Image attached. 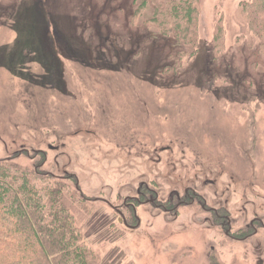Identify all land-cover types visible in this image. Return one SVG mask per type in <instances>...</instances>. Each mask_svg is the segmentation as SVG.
Wrapping results in <instances>:
<instances>
[{
    "label": "rangeland",
    "instance_id": "374dc122",
    "mask_svg": "<svg viewBox=\"0 0 264 264\" xmlns=\"http://www.w3.org/2000/svg\"><path fill=\"white\" fill-rule=\"evenodd\" d=\"M244 1L199 0L200 73L223 17V54L236 59L225 75L249 76ZM70 7L0 0V162L77 181L89 201L78 224L100 264H264V101L222 80L203 93L196 77L159 89L135 78L129 60L122 71L79 62L70 42L90 32L69 30ZM127 8L106 10L124 31ZM109 203L135 207L121 209L129 225Z\"/></svg>",
    "mask_w": 264,
    "mask_h": 264
},
{
    "label": "trees",
    "instance_id": "16d2710c",
    "mask_svg": "<svg viewBox=\"0 0 264 264\" xmlns=\"http://www.w3.org/2000/svg\"><path fill=\"white\" fill-rule=\"evenodd\" d=\"M64 1L71 6L69 30L84 28L90 32L81 45L70 42V50H83L79 62L85 60L96 69L122 71L130 61L135 78L164 90L190 87L196 77L198 81L202 78L201 91L205 93L209 83L213 86L222 80L235 88H250L254 97L264 101V0L240 4L251 37L249 76L240 79L225 75L236 59L223 54V17L214 28L211 66L207 72L198 70L199 0ZM123 1L128 4L123 25L126 31L119 27V15L106 12L110 2L114 11H122ZM119 2L122 5H117ZM78 11L81 14L75 17ZM114 42L116 54L112 55ZM238 61L240 68H247L244 55ZM255 84L259 86L256 90L251 87ZM73 184L75 187L40 168L0 162V264H100L99 252L87 243L77 220V207L85 208L88 198L76 180Z\"/></svg>",
    "mask_w": 264,
    "mask_h": 264
},
{
    "label": "flooded vegetation",
    "instance_id": "af4514ba",
    "mask_svg": "<svg viewBox=\"0 0 264 264\" xmlns=\"http://www.w3.org/2000/svg\"><path fill=\"white\" fill-rule=\"evenodd\" d=\"M140 193V192H139ZM146 197V194H143L142 196H141V198L143 199V198H145ZM151 202V201H150ZM108 203V202H107ZM109 205L114 209V210H116L117 211V214L121 217V219L119 220V222L121 223V222H123L126 226L127 225H129L128 224V219L125 217V213L123 212V211H121V209H125L126 211H130L131 209H132V212L135 214V207L132 205V204H126V203H124V206H123V208H116V207H114L113 205H111L110 203H109ZM214 211V210H213ZM217 220H219V219H221L220 218V216L219 215H217ZM222 220V219H221ZM221 220H219V221H221ZM224 226V225H223ZM129 228H133L132 226H128ZM225 229V228H224ZM251 230V229H250ZM251 235V234H250ZM252 235H254V234H252Z\"/></svg>",
    "mask_w": 264,
    "mask_h": 264
}]
</instances>
